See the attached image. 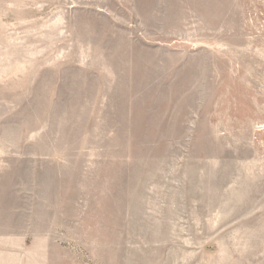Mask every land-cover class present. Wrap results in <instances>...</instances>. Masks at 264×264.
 Segmentation results:
<instances>
[{
  "label": "rangeland",
  "instance_id": "obj_1",
  "mask_svg": "<svg viewBox=\"0 0 264 264\" xmlns=\"http://www.w3.org/2000/svg\"><path fill=\"white\" fill-rule=\"evenodd\" d=\"M0 264H264V0H0Z\"/></svg>",
  "mask_w": 264,
  "mask_h": 264
}]
</instances>
